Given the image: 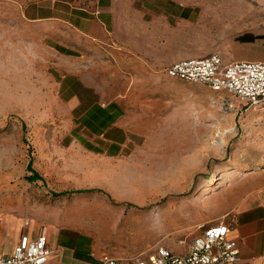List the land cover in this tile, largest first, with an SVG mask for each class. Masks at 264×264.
<instances>
[{"label": "rangeland", "instance_id": "1", "mask_svg": "<svg viewBox=\"0 0 264 264\" xmlns=\"http://www.w3.org/2000/svg\"><path fill=\"white\" fill-rule=\"evenodd\" d=\"M182 30L194 44L190 59L263 60L264 0H200L199 21ZM38 35L14 0H0V214L86 230L123 256L156 245L184 253L199 232L187 228L196 210L214 215L216 194L264 162V113L165 74L101 85L112 97L129 95V119L143 140L119 159L102 160L71 144L92 139L63 110L58 80L68 69ZM29 162L41 180H28ZM211 176L216 185L200 199ZM181 199L190 206L177 207Z\"/></svg>", "mask_w": 264, "mask_h": 264}, {"label": "crops", "instance_id": "2", "mask_svg": "<svg viewBox=\"0 0 264 264\" xmlns=\"http://www.w3.org/2000/svg\"><path fill=\"white\" fill-rule=\"evenodd\" d=\"M14 4L21 19L39 30L40 43L68 69L58 80L59 99L70 122L92 139L71 144L109 161L138 148L143 140L129 119V95L112 97L98 86L164 77L172 63L193 58L194 44L182 36V29L199 21L200 0H14ZM101 77L107 80L100 81ZM244 171L228 186L221 185L225 188L210 207L214 215L197 209L192 218L196 221L187 228L229 215L234 220L229 237L237 243L238 264H264V162ZM187 206L184 199L177 204ZM23 236L45 237L50 254L44 264H102L105 256L133 257L106 250L86 230L0 214L1 256L10 255Z\"/></svg>", "mask_w": 264, "mask_h": 264}, {"label": "built area", "instance_id": "3", "mask_svg": "<svg viewBox=\"0 0 264 264\" xmlns=\"http://www.w3.org/2000/svg\"><path fill=\"white\" fill-rule=\"evenodd\" d=\"M171 79L201 83L213 91L226 92L242 104L264 111V62L224 61L219 54L176 61L164 69ZM228 220L225 221V219ZM234 220L226 215L215 223L197 227L184 254H174L163 245L126 258L103 257L102 264H238L239 249L229 237ZM181 244H183L181 242ZM50 251L44 236L35 240L21 237L10 255H0V264H44Z\"/></svg>", "mask_w": 264, "mask_h": 264}, {"label": "bare ground", "instance_id": "4", "mask_svg": "<svg viewBox=\"0 0 264 264\" xmlns=\"http://www.w3.org/2000/svg\"><path fill=\"white\" fill-rule=\"evenodd\" d=\"M232 173H235V169H233L232 171H231ZM230 172V173H231ZM225 176H223L222 175V177L220 178V180H221V182L219 183V186H221V185H224L225 184ZM216 185V179H215V177L214 176H211L209 179H208V184H207V186L205 187V189L202 191V194H201V196H205V195H207L208 194V192L210 191V190H213V187ZM200 196V195H199ZM175 212V211H174ZM162 214V213H161ZM121 221V220H120ZM138 223V222H137ZM121 229V228H120ZM121 232V231H120ZM129 237V236H128Z\"/></svg>", "mask_w": 264, "mask_h": 264}, {"label": "trees", "instance_id": "5", "mask_svg": "<svg viewBox=\"0 0 264 264\" xmlns=\"http://www.w3.org/2000/svg\"><path fill=\"white\" fill-rule=\"evenodd\" d=\"M27 169L31 172V176L28 178L30 182H33L35 180H41V177L36 173V171L32 170L30 162L28 163ZM81 192H82L81 190H77L72 193H81Z\"/></svg>", "mask_w": 264, "mask_h": 264}]
</instances>
